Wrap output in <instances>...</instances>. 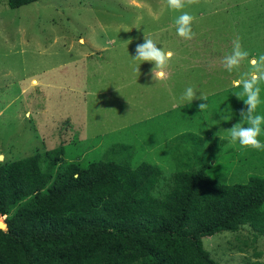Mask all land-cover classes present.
I'll return each mask as SVG.
<instances>
[{
  "label": "rangeland",
  "instance_id": "obj_1",
  "mask_svg": "<svg viewBox=\"0 0 264 264\" xmlns=\"http://www.w3.org/2000/svg\"><path fill=\"white\" fill-rule=\"evenodd\" d=\"M183 12L194 17L191 40L177 34ZM237 38L249 57L229 72L223 60ZM144 39L173 53L163 79L153 63L133 59ZM261 54L264 0H198L179 11L167 0H35L17 9L0 0V165L57 147L63 163L146 162L162 171L155 196L173 172L203 163L225 184L264 175V150L230 137L233 125L247 126L246 96L233 81ZM188 87L206 99H182ZM259 221L201 246L216 264H264Z\"/></svg>",
  "mask_w": 264,
  "mask_h": 264
},
{
  "label": "trees",
  "instance_id": "obj_2",
  "mask_svg": "<svg viewBox=\"0 0 264 264\" xmlns=\"http://www.w3.org/2000/svg\"><path fill=\"white\" fill-rule=\"evenodd\" d=\"M34 1L5 0L9 9ZM62 153L0 165V264H216L202 238L263 222L264 175L225 184L203 163L173 172L155 196L156 165L81 166Z\"/></svg>",
  "mask_w": 264,
  "mask_h": 264
},
{
  "label": "clouds",
  "instance_id": "obj_3",
  "mask_svg": "<svg viewBox=\"0 0 264 264\" xmlns=\"http://www.w3.org/2000/svg\"><path fill=\"white\" fill-rule=\"evenodd\" d=\"M198 0H167L168 6L173 10H182L186 4L197 3ZM194 17L187 12H183L175 21L177 25V34L187 40L194 37L191 24ZM131 42V41H130ZM136 55L133 59L154 64L155 75L157 78L163 79L166 75L165 69L169 65L173 53L165 52L157 47L156 43L151 39H144L142 44L137 45L135 49ZM249 53L241 46L239 38L233 41L232 52L224 57L223 64L229 72L238 70L241 63L248 59ZM251 71L244 73L240 78L233 81L235 87H242V94L246 96L244 104L246 111L241 110V120L246 121L247 126L239 122L230 129V137L233 142L239 141L240 145L245 148L254 150H264V143L258 137L262 133V125H264V115L256 114V109L260 104V82H264V54L258 58L249 61ZM138 72V68H137ZM139 73V72H138ZM182 99L188 101L205 100L206 97H198L192 87H188ZM207 107L205 103H199V110ZM3 156L0 155V161Z\"/></svg>",
  "mask_w": 264,
  "mask_h": 264
},
{
  "label": "water",
  "instance_id": "obj_4",
  "mask_svg": "<svg viewBox=\"0 0 264 264\" xmlns=\"http://www.w3.org/2000/svg\"><path fill=\"white\" fill-rule=\"evenodd\" d=\"M0 225H3V227H0V230H4L5 229V225L4 224H1Z\"/></svg>",
  "mask_w": 264,
  "mask_h": 264
},
{
  "label": "snow or ice",
  "instance_id": "obj_5",
  "mask_svg": "<svg viewBox=\"0 0 264 264\" xmlns=\"http://www.w3.org/2000/svg\"><path fill=\"white\" fill-rule=\"evenodd\" d=\"M0 227H3V225H0Z\"/></svg>",
  "mask_w": 264,
  "mask_h": 264
},
{
  "label": "crops",
  "instance_id": "obj_6",
  "mask_svg": "<svg viewBox=\"0 0 264 264\" xmlns=\"http://www.w3.org/2000/svg\"><path fill=\"white\" fill-rule=\"evenodd\" d=\"M218 91H216L215 93H217Z\"/></svg>",
  "mask_w": 264,
  "mask_h": 264
}]
</instances>
